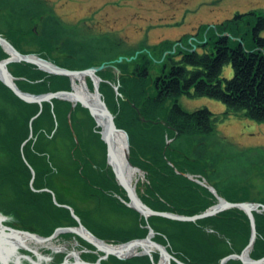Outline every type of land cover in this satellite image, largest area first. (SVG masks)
Returning a JSON list of instances; mask_svg holds the SVG:
<instances>
[{
	"label": "rangeland",
	"instance_id": "rangeland-1",
	"mask_svg": "<svg viewBox=\"0 0 264 264\" xmlns=\"http://www.w3.org/2000/svg\"><path fill=\"white\" fill-rule=\"evenodd\" d=\"M251 10L264 14V0H0V36L12 45L11 40L17 41L22 50L13 46L22 54L34 55L39 59L56 64L60 68L82 70L91 66L98 67L103 65L98 71L106 68L114 69L116 72V79L114 81L111 82L107 78L103 79L104 82H110L113 90V98L119 105L123 101L129 103L138 112L141 121H144L139 108L121 90V80L119 77L120 75H126L127 72L118 68V65L120 63H128L131 59L136 58L137 55L144 53L151 58L152 68L150 70V77L157 76L160 73V65L164 60L167 62L169 55H174L175 52L179 50L185 51L186 49L203 51L201 46H199L202 40L199 38L202 35H209L213 29L216 32L222 33L220 31L221 28L225 23L232 20L234 14L241 13L244 15L245 12ZM244 18H239L241 21L239 23L245 22L246 19ZM224 34L226 36L231 35L229 30H225ZM260 35L264 37V30L261 31ZM246 37L247 34L244 38L246 39ZM198 39L200 41H197ZM0 48L8 54L6 58H1L0 60H6L12 57L10 62L20 63L23 61L31 63L25 60H17L1 40ZM10 62L7 63L9 73H11L8 68ZM35 65L38 69L47 71L37 64ZM98 71L94 73L95 82L88 74H77L71 78L67 75L70 81V89L57 88L55 91H75L73 88V79H76V77L78 79L79 76L82 78V84L85 86V90L96 96V100L100 98L105 102L104 93L100 88L103 80L99 76ZM47 72L53 74L49 71ZM232 73L231 63L226 64L221 72V77L230 78L233 75ZM11 74L15 83L16 77L13 73ZM87 77L91 80V84L87 82ZM0 81L3 83L1 79ZM95 84L99 95L94 90ZM1 89L0 87V92H2L0 94V108L4 106L8 114L11 115L10 117L13 118L8 121L11 124L10 128L13 129L14 127L12 123L18 127L12 131H7L4 122L0 123V166L3 167V169H0V177L2 175L1 173H6V178L9 175L14 176V174L19 173V177L17 176L18 183L13 184L8 181L7 185L0 186V216L6 218V220L1 218L3 219L4 225L7 223L6 225L10 227L16 229L21 228L23 232H26L21 234L29 237L31 236L28 235V232L34 235L36 232L43 233L48 230L46 228L49 227L55 217L48 216L45 212L46 207L51 202L55 207L67 209L75 219V223H72L71 226L65 224L54 227L49 233L41 235L43 237L49 236L57 228H78L79 223L82 224L80 216L77 213L78 210L81 212L82 210H92L91 214L96 215L98 217L97 219L101 222L117 223V225L122 227L129 224L131 225L130 228H132L133 223L135 224L141 217H143L144 221L148 219L150 215L144 216L138 210H135L137 214L129 210L130 208L133 209L127 204L129 200H123L121 198L122 194L119 191L110 190L108 183H104V180L108 179L107 173L109 172L107 170L110 167L108 164L107 146L104 140L106 122L104 125L98 124L96 115L91 113L90 109L83 103L79 102L78 98L69 95H57L52 99L44 100L41 104H38V112L28 121V135L21 140L20 138L15 139V142L11 145L6 140L12 139L10 135L12 136L15 132L17 135L20 134L18 133L22 130L20 126L24 125L25 120L23 121L20 116L13 113L14 110L8 106L9 103L4 99V93ZM108 90L106 88V91L110 94L111 90ZM55 91H47L44 93ZM55 98L64 102L59 103L58 115L62 116V110L67 103H69V107L66 113L67 115H65L67 119L62 117V121H60V117L58 118L55 113V108L53 109L54 104L51 105L50 113L54 117V123H49L50 121L48 119L45 122V126L50 127L46 129V133L50 132L48 137L52 139L51 142L46 141V143L50 144L46 153L50 152L53 154L55 150L57 154L60 153L62 155L61 158H65L66 162H68L69 159L67 156H64L72 148L71 145H74L78 149H75L73 154H77L76 156L82 154L90 159L89 163L84 165L88 177L94 180V176L98 175L97 177L100 179L98 180L99 185H95L93 190V198H81L82 191L79 188L84 184L76 178H70V184L68 183V185L66 184V186L60 187V184L63 185L64 182L61 183V181H56V179L61 178L63 174H59L57 178L52 181L50 180L47 184L44 183L43 186H35L36 171H34V167L26 159L23 148L26 144L36 139V136L33 135L34 132L31 124L41 114L43 103L45 101L51 103ZM178 99L183 109L193 111L199 107H205L213 111L218 119L214 125V132L210 135L180 136L173 141L171 139L167 140V142L172 141L173 144H176L181 152L183 151L189 156V159L197 158L200 163L202 162L206 165V169L202 173L204 176L193 173H188L187 176L199 185L205 186L214 196L218 195L224 200L226 199L224 196H227V194L245 196L248 199L247 201L250 202L258 203L260 202L258 200H264V122L253 120L233 112L224 116L223 113L227 111V107H225L221 100L219 101L212 97H188L182 95ZM105 103L107 105V102ZM109 111L112 112L110 109ZM112 113L115 123L116 114L114 112ZM64 121L68 125L67 128L61 125ZM116 128L119 130L118 132L124 134L127 150L129 151V135L117 123ZM35 143L37 142H33L32 145ZM8 150L13 154L15 152L20 153L21 160L27 164L26 167L30 171L29 174L23 171L24 169L20 165L18 166V163L17 166L20 168L17 170V166L14 165L16 161L13 159L14 155L10 156ZM36 160L39 162L44 161L43 158ZM46 161H44V164ZM49 165L51 163H48L47 167ZM72 165L71 163L67 165V169H71L70 171H72ZM131 166L134 169L138 167L132 164ZM110 168L112 170V167ZM112 173L114 175L113 170ZM101 177L103 178L101 179ZM115 180L118 183L117 178ZM141 180H144V177L139 168L134 175L132 185L136 187V183ZM18 185L20 189L19 193H25L27 189L36 193L50 192L51 201L46 203L45 200H40L38 205L31 203L23 205L21 202V206L16 204L13 208H8L11 204H15L14 202H9V199L12 200L13 194L11 195L10 193L14 192V188ZM209 187H212L213 190H210ZM120 188L122 187L120 186ZM96 197H102L104 200V203L100 207V215L97 212V207L99 206L95 200ZM98 201L101 202L100 199ZM120 202L130 208L125 211ZM111 204L114 205L115 212ZM18 206H20L19 209H16ZM127 211L130 212L127 213ZM262 211L264 210L258 209L257 212ZM145 227L148 230L151 226L147 223ZM43 229L46 230L42 232L41 230ZM63 234H68L69 236ZM154 234L152 235V240H154ZM146 236L138 238H145ZM103 241L105 242L106 240ZM106 242L113 246L125 243L113 244L108 241ZM26 244L37 250L39 255L41 254L46 257L45 264L62 263L63 259L66 258L71 261L73 257L68 254L73 250L78 251L79 256L83 259H85L84 255H96L98 258L103 254L94 245V249H92L89 246L92 244L80 235L68 230L57 233L49 242L36 243L34 240H26ZM159 244L161 245L162 243ZM18 247H20L19 244ZM139 251H141V248ZM155 253L158 254L156 260H154ZM141 254L143 253L140 252L139 255ZM110 255L112 254L108 256ZM145 255L149 256L151 264H158L164 258L155 248L150 251V255ZM133 256H129L128 258ZM115 257L121 260L128 259L118 256ZM106 258L102 260H106Z\"/></svg>",
	"mask_w": 264,
	"mask_h": 264
},
{
	"label": "trees",
	"instance_id": "trees-1",
	"mask_svg": "<svg viewBox=\"0 0 264 264\" xmlns=\"http://www.w3.org/2000/svg\"><path fill=\"white\" fill-rule=\"evenodd\" d=\"M243 17L246 19L245 22L239 23ZM233 19L232 22L225 23L220 30L222 33L229 30L231 35L226 36V34H220L214 29L211 30L206 43L200 45L203 51L186 49L169 55L167 62L164 60L160 65V73L157 76L150 77L151 58L144 53L137 55L128 63L118 65V68L127 72L126 75L119 77L121 90L139 108L144 121H141L138 112L129 103L123 101L119 105L113 98L110 82H104L103 79L107 78L111 82L114 81L116 79L114 69L106 68L98 71L103 80L100 88L104 93L105 102H107L109 109L116 114L115 123L124 128L129 135L128 156L130 162L132 165L138 166L143 173L144 180L136 183L137 194L152 209L192 216V214L202 213L217 202V197L205 186L199 185L187 176L188 173L202 174L206 165L200 163L197 158L189 159L186 153L181 152L180 148L172 143L180 136L210 135L214 132V125L218 120L217 116L205 107H199L193 111L183 109L179 104L178 98L180 96L212 97L221 100L227 107V111L223 113L224 116L233 112L264 122V37L260 35L261 31L264 30V14L251 10L244 15L236 14ZM11 41L16 48L22 50L17 41ZM7 56L8 54L0 48V59ZM230 63L233 75L230 78L221 77L223 67ZM8 68L16 77L15 83L18 87L31 94L55 91L57 88L70 89V81L67 75L50 74L38 69L33 63L10 62ZM86 80L91 84L88 77ZM0 87L4 93V99L9 103L7 105L11 109L13 108V113L20 116L23 121L25 120L24 125L20 126V128L22 127V130L18 132L20 134L17 135L15 132L12 136L10 135L12 139L6 140L13 145L15 139L20 138L21 140L28 135V121L38 112L39 105L36 102L30 103L21 100L1 81ZM106 88L109 89L108 91L111 90L110 94L112 95L108 94ZM59 103L64 102L55 98L51 103L46 101L43 103L41 114L31 124L33 135L36 136V146L35 144L32 145L35 142L32 140L23 148L26 159L36 171L35 186H43L44 183L47 184L50 180L57 178L59 174H63L61 178L56 179L61 183L64 182L63 185L60 184V187L70 184V178H76L84 184L79 188L82 191L81 198H93V190L95 185H99L98 180L100 179L97 177L98 175L94 176V180L88 177L84 165L88 164L90 159L82 154L80 156L73 154L75 149H78L74 145H71L73 149L70 148L67 155L64 156H67L69 163L66 162L65 158H61L62 155L57 154L55 150L53 154L46 153L48 146H50L46 141L51 142L52 139L48 137L50 132L46 133V129L50 127L45 126V122L48 119L49 123H54V117L50 113L51 105L54 104L53 109L55 108V113L58 118L60 117V121H62V117L67 119L65 115H67L69 103L62 110V116L58 115ZM10 116L6 108L1 106L0 123L4 122L7 131L18 128L13 123V129L10 128L11 124L8 121L13 119ZM61 125H64L65 128L68 126L66 121L62 122ZM7 133L9 134V132ZM168 139L172 141L167 142ZM17 141L19 142V140ZM8 153L10 156L14 155L13 159L16 160L14 165L17 166L18 163V166L20 165L24 169L23 171L29 174L30 171L26 167L27 164L21 160L20 153L15 152L13 154L10 150ZM41 158L44 161L47 160L45 164L44 161L36 160ZM60 162L61 164H59ZM48 163L51 165L47 167ZM70 163L73 164L72 171L66 167ZM18 166L17 170L20 168ZM0 169L3 167L0 166ZM107 172H109L107 173L108 179H105L104 183H108L110 190L119 191L123 200H128L126 192L118 185L110 167ZM1 174L0 186L7 185L8 181L13 184L18 183L17 176L19 173L14 174V176L9 175L7 178L6 173ZM202 175L204 176V174ZM19 190L18 185L14 188V192L10 193L13 194V201L9 199V202L15 204H11L9 208H13L16 204L20 206L27 203L38 205L40 200H45L46 203L51 201L50 192L36 193L27 189L25 193H19ZM224 197L231 202L248 200L245 196L237 194H227ZM95 200L99 206L97 212L100 215V207L104 200L102 197H96ZM258 201L264 204V200ZM49 204L45 212L48 216L55 217L49 225L51 227H47L48 230L45 231V234L53 230L54 227L65 224L71 226L72 223H75V219L67 209L55 207L52 202ZM120 204L125 211L130 208L121 202ZM111 205L114 211V205ZM20 206L16 209H19ZM129 210L137 214L135 210L131 208ZM91 211L82 210L81 212L78 210L77 213L82 224L84 223L86 228L97 237L113 244L127 242L133 238L146 236L148 230L145 226L148 223L155 231L153 239L162 243L169 253L185 264H221L222 258L228 254L240 253L250 240L249 216L238 207L228 208L213 216L203 217V219L193 222L150 215L146 220L147 223L141 217L135 224L133 223L132 228L129 224L122 227L117 223L101 222L96 215L91 214ZM129 212L127 211V213ZM253 216L257 235L250 248L249 256L252 259H259L264 256V211H253ZM63 235L69 236L68 234ZM89 246L94 249L93 245ZM84 256L85 259L91 261L97 259L96 255ZM157 258L158 254L155 253L154 260ZM101 264H151V260L145 254L125 260L110 255L106 260H102ZM171 264L179 263L172 260ZM223 264L243 263L239 259L229 258Z\"/></svg>",
	"mask_w": 264,
	"mask_h": 264
},
{
	"label": "water",
	"instance_id": "water-1",
	"mask_svg": "<svg viewBox=\"0 0 264 264\" xmlns=\"http://www.w3.org/2000/svg\"><path fill=\"white\" fill-rule=\"evenodd\" d=\"M0 40L3 42V44L8 48V50L11 52V54L19 61L21 60H25L28 62H33L35 64H37L39 67H41L42 69H46L47 71L51 72V73H56V74H62V75H68L71 77L76 76L77 74H88L91 79L95 82L94 80V73L96 71H98V69H100L103 65H100L98 67L96 66H91V67H87V69H76V70H72V69H67V68H60L59 66H57L56 64H53L47 60H42L39 59L38 57L34 56V55H24L21 52L17 51L15 49V47L8 42L7 40H5L3 37L0 36ZM12 59V57H10V59H6V60H0V79L3 81L4 84H6L11 90L12 92L17 95L19 98L24 99L25 101L28 102H37L38 104H41L44 100H49L54 98L55 96L59 95V96H72L75 98H78L79 102L83 103L88 109H90L91 113H94L95 115H101L104 117L105 122H106V129L104 131V140H105V144L107 146V157H108V164L110 165V167H112V170L114 172V176L115 178H117L119 185L122 187V189L125 190L126 195L128 197L129 202H127L128 206L132 207L134 210H138L141 214H143L144 216H148V215H156V216H163L165 218L168 219H174V220H184V221H192V220H197V219H203V217H207V216H213L214 214L225 210V208H229V207H239L241 208L247 216H249L250 219V227H251V234H250V240L248 242V244L242 249V251L238 254H228L226 257L222 258L220 260V263H225L227 262V259L229 258H235V259H239L240 261H242L243 264H264V256L260 257L259 259H252L248 253L250 251V248L252 247L254 241L256 240V227H255V219L253 216V211H258V209L260 210H264V204L260 203V202H230L228 200H224L223 198H221L220 196H217L218 202L216 204H214L213 206H211L210 208L206 209L205 211H203L202 213L199 214H193L192 216H188V215H179L173 212H167V211H157L155 209H152L149 205H146L142 199L139 198V196L137 195L136 192V188H134L135 186L130 184V182L128 181V179L125 177L124 175V171L123 168L120 165L118 156H116L115 154V150L113 148V146H111L109 144V140L110 137L112 135V132L115 131H119L116 128V123H114V115L112 112L109 111L106 103L104 102L103 99L98 98L97 101V105H91L88 104V102H85L83 96L81 94H79L78 92H75L73 90H60V91H55V92H48V93H44V94H30L28 92L25 91H21L17 85L14 83V78L12 76L11 73H9L8 69H7V63L10 62V60ZM94 90L97 92V95H99V91H97V86L96 84L94 85ZM128 150L125 152L124 156L126 159V163L128 164V166H131V163L129 161V156H128ZM137 169H139L137 167ZM201 183V182H200ZM210 190H213L212 187H209ZM63 230H68L70 232H74L77 235H80L82 238H84L87 242H89L90 244L96 246L100 251L103 252L102 255H100L95 262H92L90 260L87 259H83L82 257L79 256L78 251H71L68 255H71L73 257V260H68L67 258L64 259L62 261V263L59 264H101V260L105 259L109 254L118 256L120 258H126L123 257L122 255H120L118 253V248L117 246L120 245H128V244H134V243H141L143 241H145L147 243L148 246H152V249L155 248L159 251V253L162 254V256L166 259V263L170 264V262L173 260H175L177 263L180 264H185V263H181L173 254L169 253L166 248L161 244L155 242L154 240H152V235L154 234V231L152 230L151 227H149L148 229V235L145 238H138V239H131L128 240L125 243L119 244L117 246H113L112 244L107 243L106 241L104 242L102 239L98 238L97 236L91 234L84 225L79 223V227H61V228H57L55 229L49 236L47 237H41V236H36L32 233L28 232V235H30L31 237H34L35 239L40 238V240L43 241H50L51 238H53L57 233H61V231ZM26 233V232H24ZM6 251H8V253H10L9 248H6ZM150 251L144 250L142 249L141 251L134 253L135 255H139V253H143V254H149L150 255ZM245 254H247V257L245 256ZM129 257V256H128ZM127 257V258H128ZM0 260L3 261L4 264H8V260L4 257V255L2 254V252L0 251Z\"/></svg>",
	"mask_w": 264,
	"mask_h": 264
},
{
	"label": "bare ground",
	"instance_id": "bare-ground-1",
	"mask_svg": "<svg viewBox=\"0 0 264 264\" xmlns=\"http://www.w3.org/2000/svg\"><path fill=\"white\" fill-rule=\"evenodd\" d=\"M207 37H208L207 34L205 36L202 35L199 38V39H202V40L201 41L199 39L197 40V41H200L199 46L202 45V43H206L205 39L207 40ZM82 82H83L82 78L79 77V76H78V79H77V77H76V79H73V88L75 89V92H78L79 94H81L83 96V98L85 99V101L88 102V104L96 106L97 105L96 96L91 94L89 91H86L85 90V86L82 84ZM96 121L98 122V124H101V125H104V123H105L104 117L101 116V115L99 116L97 114H96ZM99 132H100V130H99ZM109 144L111 146H113V148L115 150V154H116V156H118V159H119L121 167L123 168L125 177L128 179L130 184H132V180L134 178V175L137 172V169H134V168L128 166V164L126 163L125 158L123 156L125 154V152L127 151V145H126V140H125L124 134H122V133H120L118 131L112 132V135H111L110 140H109ZM236 202H245V201H236ZM229 208H235V207H229ZM225 209H228V208H225ZM223 211H225V210H223ZM193 221H195V220H192L191 222H193ZM18 237H20L19 239L22 240V243H24V242L26 243V240L27 241L28 240H34V241H36V243H40V242L41 243H45V241L40 240V238L35 239V238H32V237L26 236L25 234H18ZM6 242L8 244L10 242L8 248H11L14 251L17 250L16 247L18 246L19 242H17L16 240H10V239H7ZM117 248H118V253L120 255H122L123 257H126V258L128 256L135 255L134 253L139 252L140 248H141V250L142 249L147 250V251L152 250V246H148L145 241H143L141 243H138V244L134 243V244H128V245H120V246H117ZM248 255H249V253H248ZM245 256L247 257V254H245ZM92 262H95V261H92ZM158 264H166V259L162 258L160 263H158Z\"/></svg>",
	"mask_w": 264,
	"mask_h": 264
},
{
	"label": "flooded vegetation",
	"instance_id": "flooded-vegetation-1",
	"mask_svg": "<svg viewBox=\"0 0 264 264\" xmlns=\"http://www.w3.org/2000/svg\"><path fill=\"white\" fill-rule=\"evenodd\" d=\"M245 13H248V12H245ZM235 15L236 14H234L233 17ZM233 17H232V20H234ZM236 22H237V20H236ZM220 34H223V33H220ZM237 39H239V38L237 37ZM1 218L6 220L5 217L0 216V251L2 252V254H4L6 259L8 260V264H45L46 257H44L41 254L39 255L37 250L33 249L31 246H28L24 241H23L24 243H22V240L19 239L20 237H18V234L24 233L21 230V228L16 229V228L10 227L9 225H6L7 224L6 222H5L6 224L4 225L3 219H1ZM45 230L43 229L41 231L43 232ZM17 232H19V233H17ZM32 232H36V231H32ZM44 234H45V232H43V233L36 232L35 233L36 236H41ZM41 237H43V236H41ZM32 238H34V237H32ZM7 239L16 240L17 242H19L20 247L21 246L22 247L20 248L17 246L16 251L9 248L10 253H8V251H6V248L9 246L10 242L8 244L6 242ZM45 242H49V241H45ZM51 248L54 249L53 247H51ZM0 264H4L2 260H0ZM57 264H59V263H57Z\"/></svg>",
	"mask_w": 264,
	"mask_h": 264
}]
</instances>
